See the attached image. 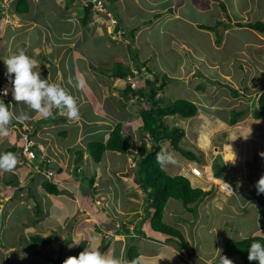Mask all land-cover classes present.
I'll return each mask as SVG.
<instances>
[{"label":"rangeland","instance_id":"rangeland-1","mask_svg":"<svg viewBox=\"0 0 264 264\" xmlns=\"http://www.w3.org/2000/svg\"><path fill=\"white\" fill-rule=\"evenodd\" d=\"M30 1H33V6L31 7L30 12L17 16L10 11L11 6L9 7V5L11 0H0V9L4 11L6 10L3 14L4 17L0 19V22H3L0 27L2 28L0 29V33H2V30L6 31L4 35L7 37V35L10 34V30L8 29L9 27L7 26L14 28V31L16 30L15 32L22 29L24 31V35L31 31V34L34 35L30 38L32 43L40 41L41 45L47 43V37H49V39H53V33L56 36H58V33H61V37H59L60 41L67 44L63 47L61 45L60 47L56 46L59 47L56 49L61 57L53 56L54 54L52 53L56 52V50L51 51V53H34L32 50L24 52L33 59H36L38 63L42 65L46 64L45 67L50 66L49 68L47 67L48 69L45 71L44 75L41 74V78H47L49 83H57L62 73H64L65 77H73L72 81L75 86L78 85L79 81L83 80V86H77L76 89L74 88L75 91L80 89H82V91L83 89H88L91 92L104 91L106 88L97 82L98 79H101V76H97V74H100L102 71L105 75L110 73H107V69L105 68L107 65L113 69V66L116 65V61L118 59L123 64L129 65L131 68H133V64L134 66L136 65L135 62L132 61V53L128 51L126 47L127 45H124L126 41L128 43V40L122 36V32L112 31L115 21L111 17L110 13H108L107 7L105 8L102 3L100 4L99 2H96L94 4L93 1L88 4L92 8L91 11H93V13L90 12V16L87 21V28V26L78 27L80 24L78 18L83 15L82 5L84 6L85 4L83 0H75L70 5H68L67 0H29V2ZM105 1V4H108L109 2L111 6L114 5L112 0ZM129 1L130 0H124L123 3L127 4L132 10H135L133 3H129ZM133 1L138 2V0ZM198 1L200 4L207 2V0ZM215 1L221 2V0H213L212 4L213 7L217 6L218 8L216 15L221 14V11L219 10L221 8L215 4ZM120 2L121 0H115L116 4H120ZM222 2L225 7H227L225 3L226 0H223ZM138 4L141 8H143V5H140V3ZM155 4H151L149 2V6L147 7L145 14L142 18H140V20H138L136 25L129 24L128 20L126 21L123 19V17L126 18V14H124V16L119 12L117 14L121 21H125V23L129 26L132 25V28L138 26L133 43L134 50L139 56V59L142 62L144 59L147 60V63L145 61L144 64L153 71V74H158L160 78L163 77L164 74L168 76V84L164 87L163 91L161 90L158 93V100H160L163 104H166L171 100L186 99L196 104L197 113L194 116L182 117L179 114L170 115L166 116L163 122L168 127L175 126L185 131L186 137L180 141L179 145L184 151L195 154L196 156L194 155V159L200 163L202 155H205V153L209 152L208 150L210 149V152H212L216 144L220 143L221 140H229V137L231 136L229 126L223 124V122L221 123L218 119L215 120L212 118L211 113L213 112V109H211V107L213 106L212 108H215L217 115H222L219 117L226 120L228 119V121L231 119V115H229V113L233 110H242L245 112L244 115H242V118L245 116L248 117L250 113L252 115L256 101L253 95L255 94L257 87L260 86L259 82L263 81L262 85H264V77H260V74L264 72V59H260L256 62L252 57V53H247V55H249L248 57H242L237 54L235 48L239 46V44L236 38L232 35L221 36V33L223 32L222 29H220V26L222 25L227 26V29H229L232 33L237 32V30L229 26L228 23L222 22L221 25V21H216L214 24H206V27L208 26L213 30V33L210 34L211 36H208L207 32L203 30H184L179 27V24H176L177 22L181 23L182 21H176V23H173L172 17L168 16L169 13L173 14V12L168 11V8H160L158 5L155 6ZM257 5L258 9L254 12L253 15L255 16L252 17V21L257 20L256 15H262L264 13V0H257ZM150 13L162 15L157 17V20L153 19L150 22V20H146L152 18ZM197 14L200 13L196 12V15ZM214 14V11L208 12L206 18L207 21L213 22L212 17ZM192 16L193 11L190 12V17ZM60 17L62 18L60 19ZM237 17H239V14L236 11L234 12L233 18L235 19ZM120 19L118 20L120 21ZM145 20L148 24L145 23ZM216 23L220 24L215 25ZM236 23V20L232 21V24L235 25ZM236 26L238 25L236 24ZM33 31L37 32L40 37L33 33ZM186 31L191 32V35L187 37L188 32ZM139 32L140 36L138 38ZM84 34L85 36H91L92 40H87V45L80 47L77 43L83 40ZM237 34H240L246 42H251L247 44V46H249V48H247L248 50H250V46L257 41L256 35L252 32L238 31ZM14 35V39L16 40H13L9 47H5L4 50L0 52V81H2L0 85H6L9 88L10 94L12 93L13 85L12 83L9 84L10 79L6 74V65L3 60L12 54L23 51L22 43L25 38L20 32H17ZM184 38H189L191 46L198 49V54H200L205 61L199 63L198 60L195 61L194 59L189 58V63L185 61L186 66L191 67L192 65H196L198 68V70H196L197 73L199 74L200 72L208 80H210V82H205L206 78H204L198 87L193 86L191 78L189 83L182 82L179 77L181 61L179 60L177 49L174 47L168 48L167 54H164L166 46H170L169 43L172 39L177 41L176 45H180V40L183 41ZM222 38L225 44L223 47H217ZM211 39H214L213 41L215 45L209 41ZM25 41L27 42V40ZM5 42V39L2 40L1 45ZM73 51H77L76 53H78L79 57L73 58V56L76 55L72 53L70 54V52ZM84 53H86L87 57L89 56L90 59L83 58L85 56ZM62 54H66L68 56L70 54L69 60H67L66 63L71 66L68 70H62V73H60V69L58 72H54L55 68L58 69L62 65ZM42 55L44 60L45 58L47 59L45 62L41 60ZM108 57L112 60L107 59ZM208 58L216 59L218 62L212 60L210 62L207 60ZM37 71H39L38 68ZM92 72H94V74H92ZM52 73H57L59 77L53 76ZM143 74L148 76L150 79H153L152 72L150 73L146 70V67H142L137 73V77L134 78L135 82L133 84H135L136 87L141 86L145 89H149V87L143 82ZM199 79L201 80V77ZM111 80L112 86L110 89L106 90L107 93L103 92L107 95L103 96L101 93L98 95L105 100L111 99V101L114 102L113 109L120 111L121 106L119 105V98L124 97V94L121 93L125 86L124 82H128L130 84H132V82L130 80L124 82H119L114 79ZM197 81L198 79L194 82ZM92 83L94 85H92ZM102 83L108 85L104 82ZM67 85H69V83H67ZM131 86L133 87V85ZM63 88L66 92L72 95L71 88ZM0 90L2 89L0 88ZM5 97L6 96H0V99H4ZM133 97L134 98L127 95V100L131 102L129 106L131 110H133V108H138V105L141 107L144 105V102H142V104L134 106L136 97ZM90 101L96 103L93 98H90ZM15 102L16 104H10L9 110L14 114V118L17 120H20L18 119L20 117H26V119L20 120L25 125L23 128L27 125L33 126L36 123V120L41 122L39 127L35 130L37 131V135L34 134V137L32 138L36 143L41 145L42 141H48V145L54 153L56 151L64 150L63 144H65V150H69L66 151L68 154L70 151L75 152L80 149L83 156L84 149L80 147V145L73 146L74 149L78 148L76 150L68 149V146L70 145L69 138H64L65 135L63 136L60 132L58 133L57 131H54L55 126L58 127V123L51 121L53 116L43 121V119L46 118H43L38 113H35L23 102ZM107 108H109V106H107ZM78 109L79 116L74 120L66 118L67 115L62 110H53V115H57L62 118V121L59 122L66 120V122L70 125L72 124L73 126H78L80 128L79 131L77 130L76 132L73 129L69 130L68 134L70 133V135H74L75 133H78L77 138H79L81 134L80 131L83 129L89 130V133L93 134L95 131L92 129L99 126H106L104 124V118H101L103 120L90 118L93 112L87 111L88 107H86L85 102H82L81 104L79 102ZM94 114L96 117L101 116L105 117V119H107L106 114L107 117H112L110 116V112L108 116V110L95 111ZM96 120L98 121V125L95 124L90 127L92 122ZM112 120L113 121L111 122L109 120L112 124L108 126L109 131L115 122L114 118ZM77 121L79 122V125L75 123ZM122 122L127 124L125 127L126 129L129 128L128 135L131 136L132 144L137 147L139 143V134L141 133L139 130L141 124L140 119L138 117H131L129 120L125 119ZM194 122H197L198 124ZM59 126L60 129L58 130L61 131L63 125L59 123ZM247 126L249 125L242 126L239 123L236 124V127H240V132L242 130H244V132L245 130L247 132H252L251 135H256L254 137L261 141H259L257 145L252 144L249 141L246 152L249 151L250 147L255 149L257 148L259 151L264 152V125H260V130H257L259 127L255 128L252 126L251 128H247ZM15 127L12 126L9 128L8 135H0V154H2L5 148L11 146L12 143H14L15 146H19L21 144V131L17 130ZM238 130L239 129H236V131ZM190 136L195 137V140L201 149L205 150V152L203 151L204 153H201L199 148L197 149L195 142H191ZM70 137L73 138L72 136ZM51 138L61 147L60 150L56 149V147H60L56 146V144L52 142ZM202 138H204L206 142L208 141V145L206 144L205 146L202 144ZM87 139L85 140L86 142L93 140L101 141L97 138H92V140ZM162 145L164 151L171 153L174 158L181 159L179 153L173 149L168 140H164ZM43 147L45 150L46 147ZM54 153H52L53 159L55 158L54 163L62 168L63 164L61 157H57ZM67 153H65V156ZM116 154L118 153L110 150L106 151L103 153L102 162L94 163L88 151L91 162H88V166L85 159L82 157L80 158L82 162L81 167L83 168L81 173H83V176L82 174H79L82 177H90L96 173H87V167L89 171L91 168H95V170H97V174H94V177H96L97 180L107 182L109 178L112 177L110 180H113V177H115L117 182L124 187H121V190L118 189L117 191L114 184H94L96 192L93 194L92 199L94 207L97 210V214H95L91 209L85 208L84 206L86 202L83 200L77 199V197H69L67 193L62 191V196H58L59 200H56L54 197L55 195H51V199H44L46 209H49V212H55V215L53 214V216L50 217L51 213L49 216L50 218L42 216L40 217L41 219H38L37 223L34 225L30 223L34 221L33 218L37 216L35 215L36 212L34 211L35 208L33 207V202L26 197L19 199L16 197V193L23 195L27 186H32V184H35L36 188L40 190L39 187L41 183L37 175H33V173L22 170L21 177H18V186L12 188L3 183V179L0 174V264H46V260L50 256L56 257L59 253L62 246L60 240H64L65 238L67 239L68 237H71L74 243L63 245L62 247H64V251L75 247L79 240L85 239L87 242L85 248L94 249L99 247V250L108 256L118 257L121 251V257L118 258L122 261V264H132L127 258V249L132 243L137 245L139 248L142 247L141 255L140 252L138 255L140 260L139 264H171L172 262L180 264L179 261L182 260L183 255L186 257L185 259H187V261L189 260V262L194 260L191 256L197 255L203 260L206 259L204 261L207 264H229V261H231L232 264H243L238 256L230 257L224 253L226 244L229 242L232 243L234 240L249 237L252 234H260L264 237V216L259 219V216L256 214L258 211L255 203H253L252 200H248L253 193H240L233 188V192L228 195L224 192H220L218 185L216 184L218 190L213 187V191H211L208 196H206L198 204L195 212L188 211L180 200L173 198L168 199L165 207L166 210L164 208L163 220L183 233L186 239L188 251L183 252L175 247L178 251L176 253H181V255L178 254L177 257L174 251L171 249H165L163 245L155 248L154 243H150V241L145 240L142 236H138V233L135 231V226L138 227L143 220L142 222L144 223L145 233L153 234L152 236L155 238H162L165 235L159 232H153L150 226H147V224L149 225V222L148 220H144L148 207L145 201L146 194L141 192L137 184L127 185L125 183V179H130L132 181L131 172L134 165L126 166V169L123 168L124 170L122 169L121 171L124 172L127 170L128 174L122 173L120 175L119 170H115L114 168L116 167L113 163H111L113 161V155ZM229 154L230 153H227L228 156ZM71 155L72 154L68 157ZM118 156L123 159L119 161L124 163L126 155L122 153ZM188 158L191 157H187V159ZM249 160L250 158L245 159L244 161L248 162ZM75 161L76 159H74V162H72L71 165V170L73 171L75 170L74 168H76ZM215 163H221L219 156L216 158ZM91 165L96 167L93 168ZM117 167L119 168V166ZM22 168L21 162L18 161L14 169H19L17 171L19 172ZM163 168L168 169V166H163ZM207 170H209V168H207ZM201 171L203 177L200 178L202 180L199 182H210L211 180L208 179L205 166L202 167ZM2 175L5 178L8 173L2 172ZM223 176L221 175V177ZM30 180L32 181L29 182ZM83 184L84 187L88 185L84 182ZM200 186H202L203 190L207 191L208 186L202 184ZM232 186L235 187V183L232 184ZM20 187H23V189H18ZM62 187H64V184L61 188ZM65 189L71 188L65 187ZM87 201L89 202L90 199L88 198ZM122 224L128 225L131 229L130 238H128L125 234L115 232ZM239 226H241V229ZM52 232H56L59 240L51 239L43 247H39L31 241V236L36 233L47 237L48 234ZM214 232L218 233L216 241V233ZM152 236L151 238H153ZM108 238H110L111 244L108 248L103 250L102 242ZM149 245L150 248H147ZM191 253H194V255ZM256 264H259V262L257 261Z\"/></svg>","mask_w":264,"mask_h":264},{"label":"trees","instance_id":"trees-1","mask_svg":"<svg viewBox=\"0 0 264 264\" xmlns=\"http://www.w3.org/2000/svg\"><path fill=\"white\" fill-rule=\"evenodd\" d=\"M75 0H69L68 5L72 3ZM81 1V0H78ZM95 2H100L103 4V6L106 8L108 12L111 13L113 16L116 24L115 31L118 29L122 30V35L125 39L129 40L127 45L128 51L132 53V61L135 62V66L137 69H141L145 64L139 59V56L134 50L133 46V39H134V33L136 32V28L129 27L125 25L121 19L118 16V12H122V7L120 4H116L115 0H112L114 2V5L111 6V4L108 2V4H105V0H93ZM117 1V0H116ZM1 7V3H0ZM222 7V6H221ZM83 8V15L80 17V20L83 24H86V22L89 19L91 7L86 4L82 5ZM31 10V3L28 0H15L14 4L11 6L10 11H12L15 14L21 15L26 14L30 12ZM3 11L0 9V15H3ZM120 19V21L118 20ZM124 24V25H122ZM217 24V23H216ZM215 24V25H216ZM238 26H245L248 28H251L253 30H256L260 33L264 34V22L263 21H254L249 23H237ZM200 28H206L209 29L210 27H206L205 25H201ZM134 66V64H133ZM134 66V67H135ZM150 71V70H149ZM103 73V71L101 72ZM128 74H133L131 71V68L127 64H123L119 59L116 61V66H113V69L110 73H108L105 76L112 75L115 78H125ZM156 74V73H155ZM168 76L164 74V76L159 79L157 74L155 75V78L153 80H146V85L149 87V89H145L143 87L141 88H132L131 85L127 82H125V88L122 90V93L124 94V97L120 98L119 105L121 106L120 111H116L111 103L109 102L110 110H112V113L110 112V116H112L115 120L113 123V127L109 131V137L106 141H99V140H93V141H87L85 142L88 149L90 150L89 154L92 158V161L94 163H101L102 162V156L103 153L106 151H112L116 152L118 154L126 153L134 159V166L132 168V181L138 185L141 192L146 194L145 201L147 204V210H146V216L144 217V220H148L150 222V228L154 232H159L166 236L167 240H173L176 242V248L180 251H188V247L186 244V239L183 235V233L178 230L177 228L167 224L163 220V214H164V207L168 201V199L173 198L180 200L183 204V206L190 212H195L196 207L198 203H200L206 196H208L209 192H206L205 190L198 188V187H192L189 179L182 175H170L166 172V170L157 163V154L164 151L162 142L164 140H168L170 142V145L173 147L174 150H176L181 156L188 158L190 160H193L194 154L191 152L184 151L179 143L180 141L185 137V131L179 127H168L164 124L163 120L166 116L170 115H176L179 114L182 117H192L197 113V106L194 102L188 101L186 99H177V100H171L166 104H163L160 100H158V93L168 84ZM2 83V81H0ZM105 83L110 85L111 82L107 80ZM110 83V84H109ZM1 87H6V85H0ZM237 92V91H236ZM12 94V93H11ZM10 94V97L13 96ZM131 94V97H136L134 106L138 104H142L144 102L143 106L141 107L138 105V108H133V110L127 109V106L130 105L131 102L127 101V95ZM129 102V103H128ZM5 104H8V107L10 106L8 101L4 100ZM137 109V110H134ZM131 112L133 114L131 115ZM245 112L242 110H233L231 112V119L229 120V125H234L240 118H242V115H244ZM109 114V112H108ZM253 117L255 119H262L264 120V90L258 95L255 101L254 105V111H253ZM55 116V117H54ZM133 118H139L140 119V131L139 134V143L137 145V149H134L131 136L128 135L129 128L126 129V123L122 122L125 119ZM62 118L57 115H53V118H51V121L54 122L56 120H61ZM47 120L43 119V121ZM22 121L17 120L13 118V122L11 123V126H16L15 128L20 132V138L22 141V133L27 134L28 139H32L34 137V134L37 135L36 128L39 127L41 124L40 121H37L36 124L32 127V130L29 131L22 130V128L25 126ZM34 127V128H33ZM132 127V126H129ZM131 130V129H130ZM30 132V133H25ZM61 135H66V131L60 132ZM35 146L37 145L34 141ZM44 145H47V141L41 142ZM23 141L19 146H15L14 143L11 144V146L5 148L2 152L3 153H14L18 161H21L22 167H25L27 169V172L33 173V175H37L38 179L40 180V187L36 188L35 184H32V186H27L26 188V194L20 196L19 193H16V197L19 199H22L24 197L28 198L31 202H33V207L35 208L34 211L36 212L35 215H37L34 219V221L30 222L32 225L37 223L38 219H41L40 217H47L49 212V209H46L45 201L43 200L42 196L47 197V194L58 196L61 192V186L58 184L59 182V174L63 173V167L57 166L52 160L54 151L47 146V152L49 155V158L51 161H49V158H41V152L39 149H37V152L35 154V150L33 146H30V150L34 152V156L30 159H27L24 157L22 149H23ZM76 152V168H74L76 177H80V181L83 183H87L86 187H84V184H81L78 188L73 187L71 190V195L80 194L78 196V199L83 200L86 202L85 208L91 209L95 214H97V210L94 207L93 202V194L96 192V188L93 187V182L95 180L94 174L90 177L83 176L82 172V162L79 158L81 157V151H75ZM62 154L60 151H56L55 155ZM39 159V162L38 160ZM29 163V166H28ZM46 164L49 169H51L53 172L50 176H44L42 165ZM54 163V164H53ZM88 166V162H86ZM214 175L215 177H221V171L223 169V164H214ZM20 169V168H19ZM31 169V170H30ZM88 170V167H87ZM12 171L8 172L7 177H5V182L10 187H17L19 183V178L21 176L20 173H14ZM2 172L0 171L1 178L4 179V176L2 175ZM82 174V176L80 174ZM30 180L29 182H31ZM71 184H68L70 186ZM20 190L23 189V187L18 188ZM257 192V189H256ZM258 193V192H257ZM261 198H264V194H259ZM88 198L90 201L88 202ZM14 199V198H13ZM261 205V204H260ZM261 207L263 208L264 205L262 204ZM261 208V209H262ZM32 219V220H33ZM143 221V220H142ZM141 221V224L137 227L135 226V231L138 233V236H142V238H149L151 239V236L153 234H147L144 231V223ZM98 230V228H97ZM131 229L128 227V225L122 224L118 230H116V233L119 234H125L128 238H130L131 235ZM153 237V236H152ZM51 239H57L59 240L58 235L56 232H52L48 234L47 237H44L43 235H40L39 233H36L31 236V241L36 244L39 247H43L46 245L48 241ZM134 239V238H133ZM132 240V239H131ZM259 241L261 243H264V237L259 234H253L249 237L242 238L240 240L232 241V243H227L225 254L228 256H238L241 261L244 264H256L257 261H249L248 260V249L251 243ZM61 245L65 244H71L74 243L71 237L65 238L64 240H60ZM111 244L110 238L107 240H104L102 242L103 250L108 248ZM76 245V244H75ZM86 240L82 239L77 242V245L69 250L64 251V247L61 246L59 253L56 257H49L46 260V264H65V261L67 258L72 256H78L80 252H82L85 248ZM139 252L140 248L135 245L131 244L127 249V258L130 260L132 264H139ZM192 254V253H191Z\"/></svg>","mask_w":264,"mask_h":264},{"label":"crops","instance_id":"crops-1","mask_svg":"<svg viewBox=\"0 0 264 264\" xmlns=\"http://www.w3.org/2000/svg\"><path fill=\"white\" fill-rule=\"evenodd\" d=\"M14 1L15 0H11V3L9 5V7L14 4ZM123 1L124 0H121V2H120V5H121V7L123 9L120 14L123 15V16H124V14H126V18L123 17V16H121V17H123V19H125L126 21L128 20L129 24H135V25L137 24L138 20H140V18H142L143 15L145 14V12L147 10V7L149 6V2H150L151 4H155L156 3L155 6L158 5L160 8L161 7L166 8V9L168 8V11L173 12V14L169 13L168 16L172 17V22L173 23H176V21H182L183 23L182 22L181 23L177 22L176 24H179V27L183 28L184 30L185 29H189V30H192V31L203 30V31L207 32L208 36H211L210 34L213 33L212 32L213 30L211 28H209V29L200 28V26L201 25H206V24H214L216 21H221V25H222V22L228 23L229 26L235 28L237 30V32L238 31L252 32V33H254L256 35L257 41H255L253 43V45L250 46V48H251L250 50L247 49V48H249V46H247V44L251 43V42L250 41L246 42L245 39L242 38L240 34H237V32L232 33L229 29H227V26H225V25H222L223 26V29H222L223 33H221V36L222 37L224 35H232V36H234L236 38V40L238 41V44L240 46V47L237 46L235 48V51H236L237 54L241 55L242 57L243 56L248 57L249 55H247V53H250V54L252 53V57H253L254 61L258 62V60L264 59V41H263L264 34L258 32L256 30H253L251 28L245 27V26H236V24L238 22H240V23H243V22L244 23H249V22L263 21L264 20V13H263L262 15H259V14L256 15L257 20L252 21V17L255 16L253 14L258 9L257 0H226L225 3H226L227 7H225V5L223 4V2H222L223 0H221V2L215 1V4L218 5V7L221 8V9H219L221 11V14H217V15H216V11H218V8H217V6H215V7L212 6L213 0H207V2L202 3V4H200L198 0H138V2L130 0L129 3L130 2L133 3L135 10H132L131 8H129L127 4L123 3ZM67 2H69V0H67ZM30 3H31V7H32L33 6L32 5L33 1L32 2L30 1ZM138 3H140V5H143L144 10H143V8H141L139 6ZM231 7H232V9H231ZM2 11L6 12V10L5 11L2 10ZM191 11H193V16L192 17H190V12ZM212 11L215 12V14L212 17L213 18L212 19L213 22H209V21H207L206 18H207L208 12H212ZM236 11L239 14V17L234 19L233 18L234 17V12H236ZM196 12L200 13V14L196 15ZM15 15L18 16V14H15ZM21 15H23V14H21ZM161 15L162 14H158V15L151 14L152 18L146 19V20H148V21L150 20V22H151V20L156 19L157 17H159ZM2 17H4V16L0 15V19ZM66 17H63V18H66ZM61 18L62 17H60V19ZM143 19H145V18H143ZM78 20L80 21V24L78 25V27H80V26H85L86 27L88 25V22H86V24H83L81 22V20H80V17L78 18ZM146 20H145V23L148 24L146 22ZM233 20H236V22H237L235 25L232 24ZM122 22L125 25H127V23H125V21H122ZM2 23L3 22H0V27H1ZM124 24H122V25H124ZM219 24H216V25H219ZM127 26H129V25H127ZM7 27H9L8 29L10 30V34H8L7 37H5V35H4V33L6 31L2 30V33H0V52L3 51L5 47H9L10 43L13 40H16V39H14V37H15L14 34L17 33V32H20L23 35V37H25L23 39L24 41L22 43L23 52L28 51V50H32L34 53H39V52H50L51 53V51L56 50V52L52 53V54H54L53 56L54 57H58V56L61 57L58 54V51L56 49V48H59L60 45L63 47L66 44V43H62L60 41V39H59V37H61V33H58V36H56L53 33V37L54 38L53 39L52 38L49 39V37H47V43H44L43 45H41L40 41L37 42V43H32L30 38L33 37L34 35L31 34L30 30H29L30 32H28L27 34L24 35L23 34L24 31L22 29H19L17 32H15L16 30L14 31V28H12L10 26H7ZM129 27H132V25L129 26ZM87 28H88V26H87ZM112 28H113V30H112L113 32H122L121 29H118L117 31H115V28H116L115 25ZM134 28H136V31H137L138 26H135ZM0 29H2V28H0ZM60 29H63V28H60ZM60 31H62V30H60ZM186 32H188V31H186ZM33 33H35L36 35H38L40 37V35L37 32L33 31ZM136 33L137 32L134 33V39H135ZM189 35H191V32L187 33V37ZM139 36H140V32H139L138 38H139ZM4 39H5L6 42L1 45L2 40H4ZM134 39H133V42H134ZM25 40H27V42ZM87 40L90 41V40H92V38H91V36H89V35L85 36V34H84L83 40H81L77 44L80 45V47L85 46V45H87V42H86ZM211 40H209V41L212 44L215 45V43L213 41L214 39H211ZM190 42L191 41L189 40V38H184L183 41L180 40V45H176L177 41L175 39H172L170 41V43H169L170 46L169 47L166 46V49L164 50V54H167V49L168 48H172V47L176 48L177 51H178V54H179V60L181 61L180 70H179V72H180V75H179L180 80L182 82H188L189 83L190 78H191V82H192L193 86L194 87H198L200 85L201 81L204 80V78H206V77L204 75H202L200 72H199V74L197 73L196 70H198V68L196 67V65H192L191 67H188L185 64V61L188 62L189 58L194 59L195 61L198 60L199 63L200 62H205V61H204L203 57L200 54H198L199 53L198 49H195L193 46H191ZM224 44H225V42H224V40L222 38L220 43H219V45L217 47H223ZM124 45H126V44H124ZM56 46H59V47H56ZM133 46H134V43H133ZM76 52L77 51L70 52V54L71 53L72 54H76L75 56H73V58L79 57L78 53H76ZM70 54H69V56L66 55V54H62V56H63L61 58V64L62 65L58 69L54 67L55 68V69L53 68L54 72H58V70L60 69L61 70L60 73H62V70H68L69 69V67L71 65L66 63V62H67V60H69ZM84 54H85V56L83 58L90 59L89 56L87 57L86 53H84ZM43 55L41 57L42 58L41 60L45 62L47 59L45 58V60H44L43 59ZM107 59L112 60L110 57H108ZM51 60H54V59H51ZM207 60H209L210 62H211V60L212 61H217L216 59H213V58H208ZM38 64H39L38 70L40 72V75L41 74L44 75L45 71L50 66H47L48 67L47 68V67H45L46 64L45 65H42L40 63H38ZM256 72H257V70H256ZM92 74H94V72H92ZM100 74L103 75V73H100ZM49 75H50V73H49ZM52 75L55 76V77H59L57 75V73H55V74L52 73ZM70 75H71V73H70ZM260 75H261L260 77H264V72H262ZM97 76H100V75L97 74ZM200 77H201V80L199 79ZM65 79H66V81H65ZM197 79H198V81L194 82ZM72 80H73V77H70V78L65 77L64 73H62V75L59 78V81L56 84H59L62 87L71 88L72 89L71 90L72 91L71 94L76 99L77 105L79 106V102H80V104L82 102H85L86 107H88L87 111L88 112H93V114L90 116V118L91 119L92 118H96V119L104 118V120H105L104 124L106 126H99V127L94 128V129L91 128L93 131H95V132H93V134H90L89 130L83 129L82 131H80L81 132L80 137L77 138L78 137V133L76 134L75 132L77 130L79 131L80 128L78 126H73L72 124L70 125L68 122H66V120H63V122H59V121H62V120H56L54 122L58 123V127L55 126L54 131H57L58 133L62 132V131H66V135H65L64 138L68 137L69 141H70V145L68 146V149L76 150L78 148L74 149L73 146L74 145H80V147H82L84 149V154H83L82 158H84L86 162L91 163L90 162V157L88 155V150L86 149L87 145L85 143L86 142L85 140L87 138L90 139V140H92V138H97V139H100L101 141H105L108 138V136H109L108 126L112 125L110 122L113 121L112 120L113 118L112 117H107V114H106V118L108 120L105 119V117H101V116H97L96 117L95 114H94L95 111H105V110H108V112L112 113V111L110 110V107L107 108V106H109L108 104L111 101V99L110 100H105V99H103L102 97H100L98 95L99 93H101L103 96H106L107 94H104L103 92L107 93L106 90L109 89V85L103 84V86L106 88L104 91L91 92V91H87V89H83V91H82V89H80V88H79L80 90L75 91L74 88L76 89V87L78 85L75 86ZM8 81H9V79H8ZM205 82H210V80H208L206 78ZM67 83H69V85H67ZM259 83H260V86L258 85L259 87H257V90L255 91V94L253 95L255 99L264 90V85H262L263 81H261ZM9 84H11V81H9ZM92 85H94V84L92 83ZM77 94H79V95H77ZM7 95H8L7 98L9 100H11L13 102V104H16V102L13 99V97L12 98L10 97V91L9 90H8V94ZM90 98H93L96 103H94L93 101H90ZM120 101H122V100H120ZM86 102H88V103H86ZM111 103L114 105L113 101H111ZM129 106L130 105L127 106V109L129 108ZM212 107H211V109H213V112L211 113L212 118L215 119V120L218 119V121H220L221 123L223 122V124H226L227 126H229V132H231V136L229 137L230 138L229 139L230 142H229V140H221L220 143H218V144H216V146H214L212 152H210V150H211L210 149V150H208L209 152H206L205 155H202L200 163L197 162L195 159L193 161V160L187 159V158H185V157H183V156H181L179 154L181 156V159L175 158V160L177 162L175 164H167L168 169L165 168V170H167L170 173V175H172V176L173 175H182V176L187 177L189 179L190 184L192 185V187H198L199 186V188L203 189L202 186H200L201 184L205 185V186H208V189H207L206 192H209V193L211 191H213L212 190L213 187H215L214 189H216V190L219 189L220 192H223L222 188L219 187V184L222 183L223 181H226L227 183L231 184V186H232V184L235 183L236 186L235 187L232 186V187L234 189H236L237 191H239L240 193H242V192H252L253 193V195L250 196V199H248V200H250V201L252 200V202L255 203L257 211H258L256 214H257V216H259V219H261L264 216V208L261 207L262 204L264 205V198H261V196L256 192V189H257V181L262 176H264V152L259 151L257 148L255 149L253 147H250L249 151L246 152L247 144L249 143V141H250V143L257 145L258 142L261 141V140H258L257 138H255L254 136H256V135L252 136L251 135L252 132H247L246 130H245V132H244V130H242L240 132V127H236V124L239 123L242 126L249 125V126H247V128H251L252 126L255 127V128L259 127L257 130H260V125H264V120H262V119H258L257 120L250 113L248 117L245 116L243 118H240L233 126H230L228 119L226 120V119H222V117H219V116H222V115H217V113L215 112V108H212ZM130 110H131V108H130ZM132 114H133V112H131V115ZM229 115H231V113H229ZM108 116H109V114H108ZM66 118H68V117H66ZM101 120H103V119H101ZM109 120H110V122H109ZM198 121H200V120H198ZM35 122H37V120ZM59 123H61V125H63V128H64V129L62 128L61 131L58 130V129H60ZM75 123L79 125L78 121L75 122ZM194 123L198 124L197 122H194ZM259 123H260V125H259ZM95 124L98 125V121L97 120L93 121L92 124L90 125V127L92 125H95ZM103 127H104V129H103ZM72 129L75 131L74 132L75 134L74 135H70V133L68 134V131L72 130ZM236 129H239V130L236 131ZM258 135H260V134H258ZM70 136H72L73 138H71ZM185 137H186V134H185ZM51 140H52V142L54 144H56V146H59V145H57V143L52 138H51ZM190 140H191V142H195V145H196L197 149L199 148L201 153L205 152V150L201 149L199 144L196 142L195 137L190 136ZM201 142L205 146H206V144L208 145V143H207L208 141L206 142L204 138H202ZM65 146L66 145L63 144L64 150H60L61 149L60 146H59L60 148L56 147V149L60 150V152L64 156L63 157L64 159L62 160L63 173L58 175L59 176L58 184H61V185L64 184V187H62L61 192L63 191L64 193H67V195H69V197L70 196L71 197H77V199H78V196L80 194L79 195L76 194L74 196L70 194L73 187L78 188L81 184H83L80 181V177H78V176L76 177L75 171L71 170L72 162H74V159H76V156H75L76 152H70L68 154L66 151H69V150H65L66 149ZM133 147H134V149H137L134 145H133ZM231 150L235 154V161L234 162L229 161V160L233 159V154H232ZM65 153H67L66 156H65ZM227 153H230L229 156L227 155ZM70 154H72V155L74 154L73 157H72V155L70 157H68ZM118 155L119 154L113 155L114 157H113V161L111 163H113L114 166L116 167L114 169L115 170H119V174L120 175L122 173L128 174L127 170L124 171V172L121 171V170L123 168H125L126 166L134 165L135 164L134 159L132 158V156H130V155L125 153L126 159L124 160V163H122L119 160H123V159L120 156H118ZM218 156H219L220 162H221V163H218V164H223V169L221 171V175L222 176L224 175L223 177H214L215 175H214L213 166H214L216 158ZM224 156H226V157H224ZM248 158H250V160L248 162L244 161L245 159H248ZM226 161H229V162H226ZM116 163H117V165H116ZM91 166L93 168L96 167V166H93V165H91ZM117 166H119V168ZM164 166H166V165H164ZM195 166L200 167L201 169H202L203 166H205L208 179L211 180V181L208 182V183H205L203 181L204 184L202 182H199L200 180H202L200 178L203 177V174H201V176L200 175L199 176L195 175L192 172L193 167H195ZM107 168H108V166H107ZM207 168H209V170H207ZM18 170H15L14 173H20L21 174L22 170H26L27 171V169L25 167H23L19 172H17ZM130 170H131V168H130ZM90 172L91 173L96 172L94 174H97V170H95V168L94 169L91 168L90 171L87 170V173H90ZM103 172H105V171H103ZM111 178H109L108 181L106 182V181L97 180L96 177H95V180L93 182V187H95L94 184H112V185L114 184V186H116L115 188L117 189V191H118V189L121 190V187L124 188L123 185H121V184H119V182H117L115 177H113V180H110ZM118 181H119V179H118ZM3 183L6 184L5 181H3ZM125 183L127 185H129V184L136 185L130 179H125ZM66 184H71V185L68 186ZM216 184L218 185V189H217ZM65 187H67V188L70 187L71 189H65ZM12 188H15V187L13 186ZM124 191H125V189H124ZM61 192H60V195H58V196H62L63 193L61 194ZM25 194H26V191L23 193V195H25ZM220 194L223 195L222 193H220ZM226 194L229 195L231 193H226ZM20 196H22V195H20ZM58 196H54L56 198V200H59ZM125 197H126V194H125ZM42 198H43V200L44 199L47 200V199H51L52 197L47 195V197L42 196ZM165 207H166V205H165ZM165 210H166V208H165ZM259 210H260V213H259ZM51 213H52V211L48 214L47 217H49ZM53 214L55 215V212H53L50 217H52ZM149 225H150V223H149ZM149 225L147 224V226H149ZM239 227L241 229V226H239ZM214 233H216V232H214ZM89 236H91V235H89ZM217 238H218V233H216L215 241L217 240ZM144 239L147 240V241H150V243H154V247L155 248L158 247V246L163 245V247H165V249H171L172 251H174L175 254L177 255V257H178V254L181 255V253H176V252H178L175 249L176 242L173 241V240H167L166 236H163L162 238L153 237L151 239H149V238L148 239L144 238ZM234 241H236V240H234ZM141 248H140V255H141V252H142ZM147 248H150V245ZM224 253H225V251H224ZM121 254H122V252L120 251V254L118 255V257H121ZM192 254L194 255V253H192ZM191 257H193L194 260H191L189 262V260L187 261V259H185L186 257L183 255L182 260L179 261L180 264H184V263L185 264H207L204 261L206 259L203 260L202 258H200L197 255H194V256H191ZM230 257H232V256H230ZM122 258H123V256H122ZM171 264H178V263L172 262Z\"/></svg>","mask_w":264,"mask_h":264},{"label":"clouds","instance_id":"clouds-1","mask_svg":"<svg viewBox=\"0 0 264 264\" xmlns=\"http://www.w3.org/2000/svg\"><path fill=\"white\" fill-rule=\"evenodd\" d=\"M95 3L96 2L94 1V4ZM111 17L113 18L112 15ZM3 61L6 65V74L13 85L12 95L15 101L23 102L30 109H32L35 113H38L43 118L52 117L54 109L64 111L69 119L74 120L79 116V109H78V105L76 103L75 98L72 95H70L68 92H66L61 85L56 84V83H49L47 78H41L40 72L37 71L39 64L36 59H33L32 57L28 56L23 51H20V52L10 55ZM145 61L147 63V60H143V62ZM143 67H146V70L150 73L152 72L153 74V71L148 66L144 65ZM105 68L107 69V73L112 71L111 67H108V65ZM139 70L140 69H137L136 67L131 68V71L133 74H128L125 78H115L112 75L105 76L104 73L103 75L98 74L101 76V79H98L97 82L98 84L103 85L102 82L105 83L107 80H109L112 86L111 79L118 80L119 82L130 80L132 82L131 85H133L132 88H138V87L141 88V86L136 87V85L133 84L135 82L134 78L137 77V73L139 72ZM155 75L156 74H153V79L155 78ZM142 77H143V82L145 84H146L145 82L146 80H153V79H150L148 76H145L144 74ZM158 77L161 80L162 77L161 78L160 76ZM83 83H84L83 80L79 81L78 87H82ZM125 87L126 86H124V88ZM109 89H110V85H109ZM8 90L9 88L7 86L4 89L0 90V96H6L4 99L3 98L0 99V135H5V136L8 135V130L9 128L12 127V126L11 127L9 126L13 122V118H14V114L9 110L8 104L4 103V100H5V101H8L9 104H13V102L7 98ZM87 91L89 90L87 89ZM128 95H130L131 97V94H128ZM18 119L23 120V119H26V117H20ZM30 129L32 130V127L29 125H27L25 128H22V130L24 131L26 130L29 131ZM25 133H30V132H25ZM31 140L32 139L27 138V134L22 133V141H23V146H24L22 149V152H23L24 157H26L27 159H30L34 156V152L29 149L30 146H33L35 150V154L37 152V149H39L41 152V158H44V159L49 158V155L47 152V146H49L48 141H47V145H44L42 143L40 145L39 143H36L37 145L35 146V143H31ZM43 146L46 147L45 148L46 151L44 150ZM86 149L90 152L87 146H86ZM232 154H233V159L229 161L234 162L235 154L233 152ZM56 156L61 157L62 160L64 159L63 158L64 156L62 154H57ZM81 157H82V153H81ZM80 158H79V161H80ZM54 159L52 160L53 162H54ZM37 160L39 162V159ZM49 161H51L50 158H49ZM229 161H226V162H229ZM176 162L177 161L175 160L174 156L171 153L162 151L161 153L157 154V163L160 164L161 166H164L167 164H175ZM17 163H18V158L14 153L8 152V153L0 154V171H4L7 173L12 170L15 171L14 168L16 167ZM28 166H29V163H28ZM42 170H43L44 176H50L51 173L53 172L51 169L47 167L45 163L42 165ZM4 180L5 178L3 179V181ZM223 182H226V181H223ZM229 185L231 186V184ZM257 192L258 194H264V176H262L257 181ZM47 195L51 196L50 194H47ZM248 260L258 261L259 264H264V243L256 241L250 244L249 249H248ZM65 264H122V261L118 257L108 256L105 253H102L99 250V247H97L94 249L85 248L82 252L79 253L78 256H72V257L67 258V260L65 261ZM229 264H232V262L229 261Z\"/></svg>","mask_w":264,"mask_h":264},{"label":"built area","instance_id":"built-area-1","mask_svg":"<svg viewBox=\"0 0 264 264\" xmlns=\"http://www.w3.org/2000/svg\"><path fill=\"white\" fill-rule=\"evenodd\" d=\"M83 1L85 2L84 5L90 4V3L93 2V0H83ZM192 172L195 175L199 176V175H201V172L202 171H201V169L199 167L195 166V167H193ZM221 184H223V185H221ZM219 187H221L222 188V191H224L225 193H232L233 192V188L228 183H226V182L220 183L219 184Z\"/></svg>","mask_w":264,"mask_h":264},{"label":"bare ground","instance_id":"bare-ground-1","mask_svg":"<svg viewBox=\"0 0 264 264\" xmlns=\"http://www.w3.org/2000/svg\"><path fill=\"white\" fill-rule=\"evenodd\" d=\"M125 83V82H124ZM128 83V82H127ZM130 84V83H129ZM131 85V84H130ZM132 87V86H131ZM5 87H1V89H4ZM31 142H33L34 143V140L32 139L31 140ZM215 177V176H214ZM190 182V181H189ZM61 185V184H60ZM221 185H223V184H221ZM192 186V185H191ZM195 188V187H194ZM199 188V187H198ZM150 223V222H149Z\"/></svg>","mask_w":264,"mask_h":264},{"label":"water","instance_id":"water-1","mask_svg":"<svg viewBox=\"0 0 264 264\" xmlns=\"http://www.w3.org/2000/svg\"><path fill=\"white\" fill-rule=\"evenodd\" d=\"M220 29H223V27H222V26H220Z\"/></svg>","mask_w":264,"mask_h":264}]
</instances>
